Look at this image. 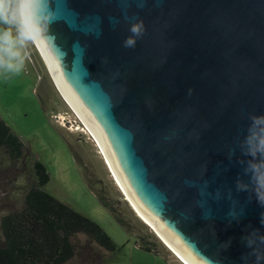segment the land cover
Listing matches in <instances>:
<instances>
[{"label":"water","instance_id":"95a60500","mask_svg":"<svg viewBox=\"0 0 264 264\" xmlns=\"http://www.w3.org/2000/svg\"><path fill=\"white\" fill-rule=\"evenodd\" d=\"M49 5L35 45L140 214L187 264H264V207L236 190L264 114V0Z\"/></svg>","mask_w":264,"mask_h":264},{"label":"rangeland","instance_id":"374dc122","mask_svg":"<svg viewBox=\"0 0 264 264\" xmlns=\"http://www.w3.org/2000/svg\"><path fill=\"white\" fill-rule=\"evenodd\" d=\"M23 55L25 65L20 73H0V117L21 138L27 151L17 162L0 155V224L4 216L22 212L26 195L35 182L34 165L38 161L50 174V182L43 189L97 223L116 244L115 251H110L86 234H79L74 238L76 255L66 264H182L132 209L94 138L87 131L62 129L50 117L64 116L73 123L80 120L57 89L36 45L26 47ZM46 73L51 84L45 80ZM38 85L50 115L36 93ZM70 145L79 153L80 163ZM90 181H101L96 187L103 188L110 199L119 202L118 209L134 224L133 234L99 202ZM1 232L0 226V237ZM138 237L155 243L160 255L141 250L142 241Z\"/></svg>","mask_w":264,"mask_h":264},{"label":"trees","instance_id":"16d2710c","mask_svg":"<svg viewBox=\"0 0 264 264\" xmlns=\"http://www.w3.org/2000/svg\"><path fill=\"white\" fill-rule=\"evenodd\" d=\"M45 80L52 83L48 76ZM41 85L37 86L36 93L50 115L46 98L41 96ZM51 115V118L55 116ZM70 148L80 163L79 153L72 145ZM26 153L21 138L0 117V155L5 154L9 160L17 162ZM34 175L35 182L26 195L22 212H12L1 219L0 264H66L76 253L74 238L79 234H86L103 248L115 251V242L102 227L43 189L50 182V174L44 164L35 161ZM91 182L89 186L99 202L126 231L133 234L134 224L118 209L119 202L110 199L103 188L96 187V183L101 181ZM138 238L142 241L141 250L160 255L155 243Z\"/></svg>","mask_w":264,"mask_h":264},{"label":"clouds","instance_id":"9594fccd","mask_svg":"<svg viewBox=\"0 0 264 264\" xmlns=\"http://www.w3.org/2000/svg\"><path fill=\"white\" fill-rule=\"evenodd\" d=\"M54 19L49 0H0V73H20L25 65L24 49L43 41ZM141 28L142 24H133L130 31L138 36ZM134 45L132 37L124 41L125 47ZM248 120L249 124L240 142L241 153L248 159L239 162L244 165V175L249 180L247 183L237 180L236 190H251V195L264 207V114H250ZM228 198L231 199L230 191ZM229 215L235 217L237 213L230 211ZM261 223H264V214Z\"/></svg>","mask_w":264,"mask_h":264},{"label":"bare ground","instance_id":"6f19581e","mask_svg":"<svg viewBox=\"0 0 264 264\" xmlns=\"http://www.w3.org/2000/svg\"><path fill=\"white\" fill-rule=\"evenodd\" d=\"M68 102H69V100H68ZM70 103V102H69ZM70 106H71V108H72V110H73V112L75 113V115L84 123V125L87 127V129L89 130L88 132L89 133H91V135L94 137V140L96 141V143H97V146H98V148H99V150H100V153H101V155L103 156V158H104V160L106 161V164L108 165V168L110 169V171H111V173H112V175H113V177H114V180H115V182H116V184L119 186V188H120V190L122 191V193L125 195V197H126V199H127V201H129V203H130V205H131V207H132V209L134 210V211H136L135 213L138 215V217H140V219L142 220V221H144L146 224H148V225H150V227L154 230V232L157 234V236L159 237V239L169 248V250L177 257V259L182 263V264H187L165 241H164V239L159 235V233L154 229V227L140 214V212L136 209V207L134 206V204H133V202L131 201V199L129 198V196L127 195V193L125 192V190L123 189V187L121 186V184H120V182H119V180H118V178L116 177V175H115V173H114V171H113V169H112V167H111V165H110V163H109V161H108V159H107V157H106V155H105V153L103 152V150H102V148H101V146H100V144H99V142H98V140H97V138L95 137V135L92 133V131L89 129V127L87 126V124L84 122V120L81 118V116L79 115V113L75 110V108L71 105V103H70Z\"/></svg>","mask_w":264,"mask_h":264},{"label":"built area","instance_id":"2783aa9c","mask_svg":"<svg viewBox=\"0 0 264 264\" xmlns=\"http://www.w3.org/2000/svg\"><path fill=\"white\" fill-rule=\"evenodd\" d=\"M53 118L56 123H58L62 128H65L67 130H72L73 128H75L76 130H80V131H85V132L89 131L81 120H79V123L76 121L73 123L70 119L64 116L55 115Z\"/></svg>","mask_w":264,"mask_h":264},{"label":"flooded vegetation","instance_id":"af4514ba","mask_svg":"<svg viewBox=\"0 0 264 264\" xmlns=\"http://www.w3.org/2000/svg\"><path fill=\"white\" fill-rule=\"evenodd\" d=\"M75 252H76V251H75ZM75 255H76V253H75ZM75 255H74V256H75Z\"/></svg>","mask_w":264,"mask_h":264}]
</instances>
